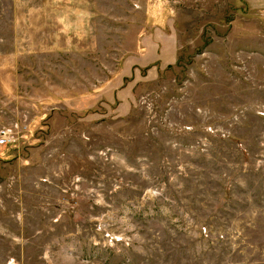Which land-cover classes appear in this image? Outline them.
I'll list each match as a JSON object with an SVG mask.
<instances>
[{
	"label": "rangeland",
	"instance_id": "rangeland-1",
	"mask_svg": "<svg viewBox=\"0 0 264 264\" xmlns=\"http://www.w3.org/2000/svg\"><path fill=\"white\" fill-rule=\"evenodd\" d=\"M5 128L0 264H264V0H0Z\"/></svg>",
	"mask_w": 264,
	"mask_h": 264
},
{
	"label": "built area",
	"instance_id": "built-area-1",
	"mask_svg": "<svg viewBox=\"0 0 264 264\" xmlns=\"http://www.w3.org/2000/svg\"><path fill=\"white\" fill-rule=\"evenodd\" d=\"M16 143L14 131L5 128L0 131V146H12Z\"/></svg>",
	"mask_w": 264,
	"mask_h": 264
},
{
	"label": "crops",
	"instance_id": "crops-1",
	"mask_svg": "<svg viewBox=\"0 0 264 264\" xmlns=\"http://www.w3.org/2000/svg\"><path fill=\"white\" fill-rule=\"evenodd\" d=\"M132 86H134V85H132ZM132 86H130V87H132ZM130 87H129V88H130ZM130 91H131V90H130ZM127 93H128V92H126V89L123 90L121 93L117 94V99H118L119 101H122L123 103L127 102L126 99H124V97L127 95ZM121 106H122V107H125V104H123V105H121Z\"/></svg>",
	"mask_w": 264,
	"mask_h": 264
}]
</instances>
